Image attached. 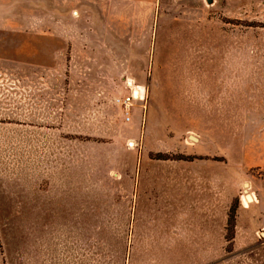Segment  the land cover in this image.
Listing matches in <instances>:
<instances>
[{
  "label": "rangeland",
  "instance_id": "1",
  "mask_svg": "<svg viewBox=\"0 0 264 264\" xmlns=\"http://www.w3.org/2000/svg\"><path fill=\"white\" fill-rule=\"evenodd\" d=\"M156 9L0 0V264H264V0Z\"/></svg>",
  "mask_w": 264,
  "mask_h": 264
},
{
  "label": "crops",
  "instance_id": "2",
  "mask_svg": "<svg viewBox=\"0 0 264 264\" xmlns=\"http://www.w3.org/2000/svg\"><path fill=\"white\" fill-rule=\"evenodd\" d=\"M91 1L94 4L95 2L104 3L106 1L110 2L113 0H91ZM120 1L123 3L129 4L130 6H133V9H139L140 15L141 16L143 15L144 19L145 18L151 19L153 16H155L153 14H154V11L156 12V10H157L156 4H157L158 0H120ZM100 7H96V8L100 9ZM143 16H142V18H143ZM137 92L138 91H136L135 93L137 94ZM190 137H191L190 142H192L194 144H200L201 138L199 135L193 134V135H190ZM203 168H205L204 165H203ZM189 171H191V172L187 173V174H181L180 176L178 175L177 179H183V178H185L186 180L197 179V176H199V175H196L197 172H196V167H194V165H190ZM204 173L205 172H203L202 173L203 175L200 177H202V179H205V178L209 179L210 178L209 172L206 176H204ZM244 185L249 186L252 189L249 192L252 195L251 198L253 197V199H251V202H249L251 204V206L254 208L253 210H251L252 213H255L259 217L264 218V185H263V183L252 184L250 182H244ZM247 207H249V205H245V208H247ZM245 210H247V209H245ZM208 218H209V216L207 215V219ZM262 225H264V221L262 222ZM262 227H264V226H262Z\"/></svg>",
  "mask_w": 264,
  "mask_h": 264
},
{
  "label": "built area",
  "instance_id": "3",
  "mask_svg": "<svg viewBox=\"0 0 264 264\" xmlns=\"http://www.w3.org/2000/svg\"><path fill=\"white\" fill-rule=\"evenodd\" d=\"M129 84V83H128ZM138 91V89H132L130 97L126 98V101H129L131 98H138L139 97V91L137 92V95H135V92ZM264 185V182H263ZM243 197V195H242Z\"/></svg>",
  "mask_w": 264,
  "mask_h": 264
},
{
  "label": "bare ground",
  "instance_id": "4",
  "mask_svg": "<svg viewBox=\"0 0 264 264\" xmlns=\"http://www.w3.org/2000/svg\"><path fill=\"white\" fill-rule=\"evenodd\" d=\"M135 95H137L136 93H135ZM251 194L246 190L245 192H244V195H243V198H244V201L247 203V202H251V199H253V197L251 198Z\"/></svg>",
  "mask_w": 264,
  "mask_h": 264
},
{
  "label": "water",
  "instance_id": "5",
  "mask_svg": "<svg viewBox=\"0 0 264 264\" xmlns=\"http://www.w3.org/2000/svg\"><path fill=\"white\" fill-rule=\"evenodd\" d=\"M207 3H212L213 0H206ZM246 185V184H245Z\"/></svg>",
  "mask_w": 264,
  "mask_h": 264
}]
</instances>
